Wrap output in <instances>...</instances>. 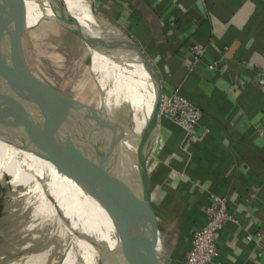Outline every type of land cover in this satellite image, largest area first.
I'll return each instance as SVG.
<instances>
[{
  "label": "crops",
  "instance_id": "obj_1",
  "mask_svg": "<svg viewBox=\"0 0 264 264\" xmlns=\"http://www.w3.org/2000/svg\"><path fill=\"white\" fill-rule=\"evenodd\" d=\"M94 2L140 44L159 72L162 93L178 88L201 109L195 136L161 117L140 185L144 232L164 264L185 263L211 194L227 196L233 219L216 233L218 254L210 264H264V0ZM191 43L204 52L188 68ZM23 50L26 60L24 44ZM215 58L219 66L209 69ZM141 123L126 122L124 129ZM132 149L118 163L119 176Z\"/></svg>",
  "mask_w": 264,
  "mask_h": 264
},
{
  "label": "bare ground",
  "instance_id": "obj_2",
  "mask_svg": "<svg viewBox=\"0 0 264 264\" xmlns=\"http://www.w3.org/2000/svg\"><path fill=\"white\" fill-rule=\"evenodd\" d=\"M7 1L9 0L0 2V6L3 7ZM25 4L26 10L40 9L59 13L64 11L67 13L65 14L66 18H69L74 24L75 20L77 22L75 25L82 29L87 45L84 44L94 56L92 65L100 70L101 80L106 81L105 85L108 89L106 98H110L112 95V88L116 90L118 95L117 102L114 105H108L106 108L102 101L103 98H101L99 123L101 118L107 116L108 112L115 107L123 108L127 123H142L135 127L126 126L123 136L119 138V140L121 139L119 155L114 158L108 150L96 144L76 141L75 145L82 146L78 148L70 146L71 144L65 141L67 135L61 134L52 120L48 121L65 142L66 148L70 146L68 148L71 149L76 180L60 171L56 166H53V171H56L57 176L67 182L73 190L75 207L79 209L77 215L71 209L66 212L65 206L71 202L69 199L58 200L57 195L62 192L58 187L60 185L52 177L53 172L48 168L49 164L46 168L40 166L33 157L34 152H28L19 146V140L14 131L9 130L0 120V144L19 163V169L15 170L21 172L19 175L13 172L6 174L3 169H0V180L12 186L11 190L8 191L10 202L16 199H13L15 193L19 199L25 198L27 204L19 213L16 221L14 211L3 224H0V264H68L70 261L69 253L77 251L80 246H83L85 251H93L87 245L86 240L93 231L99 230L111 234L112 245L118 250L128 252L129 258L125 264H146V261L134 251L128 241L116 235L112 221L103 204L113 203L108 198L111 191L116 190L118 193L127 196L128 177L133 178L135 176L143 152L151 146V152L154 149L155 142L152 143L154 126L149 123V117L159 103L158 76L132 39L119 31L121 37L111 36L108 33L109 28H113L114 33H117L118 29L92 11L91 0H25ZM100 39L110 41V46L103 45ZM123 39L126 40V45ZM0 61L10 65L14 61V52L1 31ZM138 61H141L142 66L147 70L149 67L152 73H144L142 77L137 69ZM25 76L32 79L26 73L22 75L18 88L19 94L26 103V98L34 100L37 112L43 120L39 104L26 85ZM127 83L130 85L125 91ZM111 86L112 88H110ZM45 101L40 99L41 103ZM161 117L162 115H160V119ZM123 140H125V146H123ZM89 144L93 148L92 152H88L90 151V147H87ZM84 147H87L88 150ZM130 147L133 149L124 157L123 167H126V172L123 169L124 173L119 176L118 163L125 154V149ZM79 151L84 154V158L78 153ZM5 174L7 175L6 180ZM20 176V188L14 187L13 185ZM118 177L119 181H117ZM8 208L13 209L10 206ZM29 212L33 213V222L39 223L36 229L31 230L32 232L29 229L27 231V220L24 221ZM28 224L30 225V223ZM37 243L40 245L36 246ZM84 244L88 247H85ZM112 245H110V249L114 251ZM4 247L9 252H15V254L3 255ZM88 254L90 253L88 252Z\"/></svg>",
  "mask_w": 264,
  "mask_h": 264
},
{
  "label": "rangeland",
  "instance_id": "obj_3",
  "mask_svg": "<svg viewBox=\"0 0 264 264\" xmlns=\"http://www.w3.org/2000/svg\"><path fill=\"white\" fill-rule=\"evenodd\" d=\"M4 1L5 0H0L1 3ZM2 10L3 7L0 6V31L12 49V45L5 34L6 29L9 27V19L3 15ZM65 14L67 13L64 11L59 13L40 9L26 10L21 26L22 44L25 46L27 64L30 66L36 77L49 83L52 88L57 87L61 91H64L68 96L82 99L81 103L83 104H81V107L78 102H70L73 107V113L77 115L82 113L83 116H79L87 123H92L94 119L93 111L99 106L101 98H103L102 101L106 108L108 105H114V103L117 102L118 95L115 92L116 90H114L111 86L112 95L110 98H106L108 91L105 85L106 81L104 79L103 81L101 80L100 70L98 68H94L92 65V63H94L93 54L85 46L82 40L77 39L65 30H62L63 28L59 26L61 23L58 21L74 24L69 18H66L67 16ZM74 22L77 24L75 20ZM107 31L110 35L114 34L113 28H109ZM138 63L139 65L137 69L142 77L144 76V73H152L149 68L147 70V68L142 66L141 61H138ZM152 77H154V75H152ZM25 82L30 93L39 104L43 121L48 123V121L51 120V113L57 105V100L41 85L35 81L37 83L36 84L27 76H25ZM40 99H44L46 101L41 103ZM84 105H89V107L85 108ZM57 115L59 116V113H57ZM98 115L99 113L96 117L97 128L103 130L105 122V129L107 132L115 133L116 135L122 137L121 135L123 134L124 126L127 122L123 108L115 107L111 109L108 112L107 118L106 116H103L100 123L98 121ZM162 117L164 119V116ZM59 119L61 120L62 126H65V128H67L70 132L79 136L83 135L80 128H75L72 123L68 122L67 124L63 122L61 118ZM13 131L19 140L18 133L15 130ZM65 141L71 144L70 146L72 147L78 148L79 146H82L79 144L75 145V143H77L76 141L79 140H76L68 135L67 140L65 139ZM123 146H125V140H123ZM68 147L67 149L71 151ZM87 147H90V151L88 152L93 151L90 144L89 146L87 145ZM87 147L84 148L87 149ZM25 150L32 152L28 149ZM33 157L42 167L46 168L49 164L48 168L53 172L52 177L53 179L55 178L56 183L60 185L58 187L62 192L61 194L59 193L60 195H57L58 200L62 201V199H69L71 202L67 203L65 206L66 212H69L71 209L78 215L79 209L75 207V194L69 184L59 178L56 171H53V166L55 165L50 160L39 156L36 153H34ZM19 167V163L13 158L10 152L0 144V169H3L6 174L8 172H13L19 175L21 172H17L15 170L17 168L19 169ZM6 174L5 180L7 178ZM20 179L21 176L13 185L14 187L17 186V188H20ZM76 182L78 184V180ZM11 187L12 186L9 183L0 180V224H3L4 221L7 220L8 216L14 211L16 214V221L19 213L22 212L27 205L25 198L19 199L15 193L13 194V199H16L10 202L8 191L11 190ZM8 206L13 209H9ZM29 214L27 213L24 221L26 222L27 220V231L30 230V232H32L31 230L36 229V226L39 225V223L33 222V213L29 212ZM28 223H30V225ZM86 241L87 245L90 246L93 251L87 250L90 253L88 254L84 247L80 246L77 251L69 253L68 256L70 261L68 264H125V262L128 261V252L118 250L114 245H112L113 241L111 234H108L107 231H93ZM70 244H73V242H70ZM38 245H40V243L36 244V246ZM110 245H112L114 251H111ZM84 246L88 247L85 244ZM3 249V255L15 254V252H9L6 247Z\"/></svg>",
  "mask_w": 264,
  "mask_h": 264
},
{
  "label": "water",
  "instance_id": "obj_4",
  "mask_svg": "<svg viewBox=\"0 0 264 264\" xmlns=\"http://www.w3.org/2000/svg\"><path fill=\"white\" fill-rule=\"evenodd\" d=\"M91 8L98 16L118 29L117 33L111 36L121 37L120 33H118L119 31L125 33L129 39H132L136 43L158 76L159 103L149 117V123L154 126L152 140V143H154L160 122L159 109L162 98V84L158 71L137 40L126 30L102 15L96 8L94 0H91ZM25 11V0H9L5 3L2 10L3 15L9 19V27L6 29L5 34L12 45L14 61L12 65L9 63L4 64L0 61V120L9 130H15L18 133L19 146L50 160L60 171L76 180L73 156L66 148L65 142L60 138L58 133L54 131L50 123L43 122L40 118L34 100L26 98V103L20 96L18 88L22 75L26 73L57 100V105L51 113V120L56 124L60 132L81 142L92 143L104 147L114 158H117L119 149L121 148L120 136L115 133L107 132L105 129V122L103 130L96 127V117L100 111V103L96 110L93 111L94 119L92 123H87L80 117L83 116L82 113H79L80 116L73 113V107L70 103L78 102L81 107V104H83L81 103L82 101L71 99L70 96L57 91L37 78L30 71L25 60L21 35V26ZM58 22L77 33L86 44L83 31L79 26L63 21ZM100 42L105 46H110L111 43L110 41L102 39H100ZM123 42L126 45V40L123 39ZM141 61L144 62L143 59H141ZM84 107L87 108L89 105H84ZM57 113H59V116ZM59 118L67 124L68 122L72 123L75 128H80L83 135L79 136L70 132L65 126H62ZM121 136H123V134ZM151 147H148L141 155L135 176L133 178L127 176L129 181L127 196L123 193H118L114 189L115 191H111L108 197L113 203L102 204L112 221L115 233L118 237L128 241L132 245L134 251L146 261V264H164V261L144 232V227L147 224V212L140 199V182L146 175V164L151 153ZM78 153L84 158L83 153H80V151ZM123 169L126 172V167H123ZM103 186H106V184H103Z\"/></svg>",
  "mask_w": 264,
  "mask_h": 264
},
{
  "label": "built area",
  "instance_id": "obj_5",
  "mask_svg": "<svg viewBox=\"0 0 264 264\" xmlns=\"http://www.w3.org/2000/svg\"><path fill=\"white\" fill-rule=\"evenodd\" d=\"M188 49L189 57L185 60V65L192 68L204 52V46L191 43ZM218 66L219 60L216 58L207 63L209 69H215ZM263 81L264 78L260 77L259 82ZM241 82L240 79L238 83ZM159 114L179 125L189 136H195L201 109L191 98L180 92L178 88H174L168 94L162 93ZM205 210L207 221L193 230L184 264H210L218 254L216 233L227 220L233 219L225 195L211 194Z\"/></svg>",
  "mask_w": 264,
  "mask_h": 264
}]
</instances>
